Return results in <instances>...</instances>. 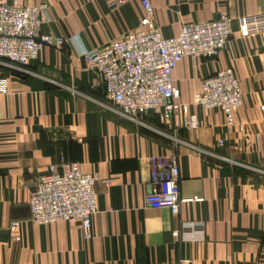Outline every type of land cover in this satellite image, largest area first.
I'll list each match as a JSON object with an SVG mask.
<instances>
[{"label": "crops", "instance_id": "crops-1", "mask_svg": "<svg viewBox=\"0 0 264 264\" xmlns=\"http://www.w3.org/2000/svg\"><path fill=\"white\" fill-rule=\"evenodd\" d=\"M111 1L28 0L49 5L42 33L66 43L43 48L24 68L0 62L9 82L0 94V264H264V0H151L167 39L187 24L231 18L232 37L217 58H185L173 72L185 106L177 128L153 113L125 118L96 86L84 52L137 29L144 13L140 0L117 11ZM227 68L243 93L232 127L221 110L193 102L203 80ZM192 115L197 129L185 127ZM172 154L180 196L191 200L177 215L145 202L149 159ZM61 161L99 178L89 240L79 223L31 221V192Z\"/></svg>", "mask_w": 264, "mask_h": 264}, {"label": "built area", "instance_id": "built-area-1", "mask_svg": "<svg viewBox=\"0 0 264 264\" xmlns=\"http://www.w3.org/2000/svg\"><path fill=\"white\" fill-rule=\"evenodd\" d=\"M28 0H0V62L18 68L38 59L45 47L61 49L66 38L42 33L51 22L49 5L26 3ZM130 0H113L108 7L117 11ZM143 17L137 29L124 33L99 48L84 52L88 68L98 78L96 86L125 118L138 122L153 113L171 127H180L184 104L181 90L173 82V72L185 58H217L232 37L231 18L223 14L217 20L187 24L174 38L163 36L154 19L151 0H140ZM240 28L245 24L240 21ZM9 93L7 77H0V94ZM194 104L206 110H221L225 123L232 127L243 104L240 81L233 68L222 69L203 80ZM264 120V104L260 106ZM187 129H197V116L186 118ZM219 146L224 141L218 142ZM152 191L145 202L151 208L167 207L177 215L180 206L191 200L180 196V163L176 154L149 159ZM99 178L81 170L77 162L52 164L38 179L31 192V221L39 226L59 222L79 223L85 240L92 237L93 219L98 212ZM106 182V186L110 185ZM194 228V224L184 228ZM203 232L196 231L199 236ZM179 232H175L178 236Z\"/></svg>", "mask_w": 264, "mask_h": 264}]
</instances>
